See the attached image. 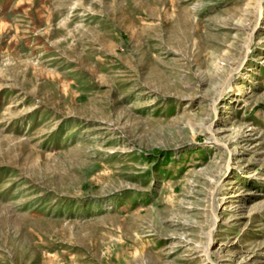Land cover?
<instances>
[{
  "label": "rangeland",
  "instance_id": "1",
  "mask_svg": "<svg viewBox=\"0 0 264 264\" xmlns=\"http://www.w3.org/2000/svg\"><path fill=\"white\" fill-rule=\"evenodd\" d=\"M0 264H264V0H0Z\"/></svg>",
  "mask_w": 264,
  "mask_h": 264
}]
</instances>
